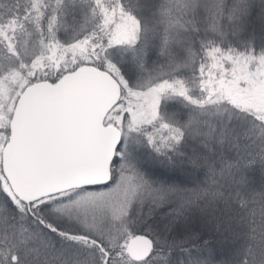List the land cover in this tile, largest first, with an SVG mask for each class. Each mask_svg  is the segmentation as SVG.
Returning a JSON list of instances; mask_svg holds the SVG:
<instances>
[{
	"label": "snow or ice",
	"instance_id": "6c2138e0",
	"mask_svg": "<svg viewBox=\"0 0 264 264\" xmlns=\"http://www.w3.org/2000/svg\"><path fill=\"white\" fill-rule=\"evenodd\" d=\"M0 264H264V0H0Z\"/></svg>",
	"mask_w": 264,
	"mask_h": 264
},
{
	"label": "trees",
	"instance_id": "16d2710c",
	"mask_svg": "<svg viewBox=\"0 0 264 264\" xmlns=\"http://www.w3.org/2000/svg\"><path fill=\"white\" fill-rule=\"evenodd\" d=\"M177 180H184L186 177L184 174H181V173H178L176 174V177H175ZM193 178H196V177H193Z\"/></svg>",
	"mask_w": 264,
	"mask_h": 264
}]
</instances>
